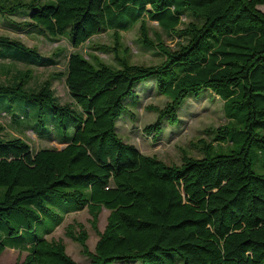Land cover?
Returning a JSON list of instances; mask_svg holds the SVG:
<instances>
[{
    "label": "trees",
    "instance_id": "trees-1",
    "mask_svg": "<svg viewBox=\"0 0 264 264\" xmlns=\"http://www.w3.org/2000/svg\"><path fill=\"white\" fill-rule=\"evenodd\" d=\"M261 4L264 0H0V16L8 24L51 40L66 37L77 48L65 56L64 71L50 73L39 88L29 89L36 66L59 63L65 49L45 54L0 34V68L10 73L0 81V108L1 103L10 107L17 99L32 100L40 104V115L50 105L65 131H59V138L48 134L63 145L36 149L21 134L11 133V124L19 125L17 112L0 122V221L13 209L34 221L52 218L22 246L5 241L21 232L10 226L7 235H0V255L7 246L22 247L27 253L19 264H78L62 238H48L65 219L43 203L44 196L55 193L63 200L74 199L73 212L87 207L94 225L101 208L109 209L94 251L82 226L78 234L73 224L67 227L91 264H178L179 258L183 264H264ZM18 13L24 20L19 23L14 17ZM149 21L177 38L176 47L167 45L157 31L151 37ZM137 24L139 40L159 50L163 61L132 60L122 31ZM107 30L113 44L92 48L112 52L116 63L95 53L87 57L78 49ZM24 51L36 55L18 56ZM152 76L169 99L163 107L150 105L158 115L145 127L149 134L161 133L164 121L176 123L185 99L202 89L223 100L228 121L210 130L211 140L194 142L202 155L184 151L180 163H168L142 152L119 132L125 99L137 97L136 83ZM61 77L69 101H62L55 90L54 81ZM66 116L72 123L65 122ZM259 158L263 165L257 169Z\"/></svg>",
    "mask_w": 264,
    "mask_h": 264
},
{
    "label": "rangeland",
    "instance_id": "rangeland-1",
    "mask_svg": "<svg viewBox=\"0 0 264 264\" xmlns=\"http://www.w3.org/2000/svg\"><path fill=\"white\" fill-rule=\"evenodd\" d=\"M11 2H17V0H11ZM260 7L264 10V4H261ZM20 15L21 13H18L14 16L16 17L17 23L24 21L23 18L17 17ZM149 25L151 26V37L155 38V31H157L162 34V40L167 45L176 47L178 42L177 38H172L168 35L156 21H149ZM3 33L11 37L19 38L30 46H36L45 54H52L57 47L65 49V55L62 56L59 63L50 66H36L35 78L31 81V83H33L31 86L34 85V87H29V89L39 88V83L48 77L50 73L54 71H64L67 60L65 56L67 53L69 54L71 51L77 49L66 37H62L59 40L38 37L35 34L27 32V30H20L8 24L4 17L0 16V34ZM122 35L124 42L131 47L133 61L154 64L164 60L165 56L159 54V50L149 48L139 40L138 24L130 30L122 31ZM97 44H113L112 31L107 30L95 34L89 41H86L83 45L78 47V49L83 51L87 57H89L90 53H95L110 63H116L112 52L92 48ZM29 54L33 57L36 55V53L24 51L22 54L19 52L18 56H24L26 59ZM29 58L32 57H28L27 59L29 60ZM17 66L24 67L25 65L17 63ZM7 74L10 73H5L0 68V81L4 82ZM11 77L12 75L8 76V82H11ZM16 78L19 80L20 76H16ZM54 87L62 101H69L72 99L64 77L56 79L54 81ZM135 89L138 92V96H129L125 99L127 107L120 116V121H118V130L126 141L136 145L142 152L156 155L168 163H180L184 151L196 156L202 155V151L194 145V142H197L201 137L211 140L213 132L210 130L228 121L223 100L216 95L215 92L207 88L202 89L198 95H189L185 99L184 104L179 108L178 114L180 118L176 123L164 121V128L161 133L157 135H155L156 133L149 134L146 132L145 127L154 122L158 115V112L151 109L150 105L163 107L167 103L169 97L159 91L155 76L138 81ZM17 101H19V103L10 107L7 106L9 102L1 103L2 107L0 108V112L4 109L5 114L0 115V122H6L8 120L6 118L7 114H13L14 112L19 114V125L13 122L11 127L15 130L13 131L11 128L13 132H9L12 134H21L27 138L36 149L43 146L59 147L63 145V143L57 139H51V136L48 135L49 132H53L56 136L55 138H59V131H64L58 126L61 117L52 114L50 105H45L44 112L39 115V103L26 99H17ZM28 104H30V107L27 106ZM42 121H44V123ZM65 122L72 123V120L66 116ZM55 129L57 132L53 131ZM32 130L35 131L37 135ZM68 131L72 130L68 127ZM42 132H44L45 135H42ZM262 165L263 159L259 158L256 163V168L259 169ZM43 203L53 208L59 214L65 215L64 221L48 235V238H62L66 244L67 252L78 264H91L90 256L83 251L79 241L69 236L67 227L69 224H73V229L77 231L78 234L82 226L89 235L87 240L89 249L94 251L100 237L99 232H102L107 224V218L110 213L109 209L104 206L101 208L97 219V225H94V217L87 207L73 212L75 201L72 198L63 200L59 195L53 193L44 196ZM6 219L9 223L5 225L4 222ZM51 222L52 218L42 222L34 221L30 215H25L13 209L0 221V235H7L10 226L19 227L21 232L15 234L14 236L16 237H13V239L5 237V241L7 243L15 242L22 246V244H25L30 239V235L42 233L44 225L46 226L48 223L51 224ZM26 253L27 252L23 250L22 247L12 248L11 246H7L0 255V264H19L24 260ZM111 264L132 263L125 260H118ZM133 264L143 263L141 260H136ZM178 264H183L181 258L178 259Z\"/></svg>",
    "mask_w": 264,
    "mask_h": 264
}]
</instances>
